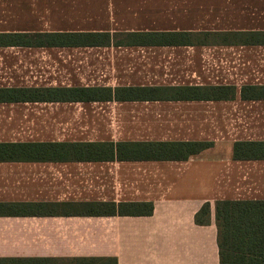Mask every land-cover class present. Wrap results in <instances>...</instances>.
<instances>
[{
	"label": "crops",
	"instance_id": "obj_1",
	"mask_svg": "<svg viewBox=\"0 0 264 264\" xmlns=\"http://www.w3.org/2000/svg\"><path fill=\"white\" fill-rule=\"evenodd\" d=\"M40 33L115 39L38 46L14 37ZM139 33L239 35L126 38ZM215 87L235 94L0 101V144L213 143L184 160H0V204L154 205L149 216L0 209V259L220 264L215 203L264 200V160L233 156L236 142H264V92L242 95L264 91V0H0V89ZM206 203L211 221L199 225Z\"/></svg>",
	"mask_w": 264,
	"mask_h": 264
},
{
	"label": "trees",
	"instance_id": "obj_2",
	"mask_svg": "<svg viewBox=\"0 0 264 264\" xmlns=\"http://www.w3.org/2000/svg\"><path fill=\"white\" fill-rule=\"evenodd\" d=\"M238 33H160L127 34L128 40L159 36L166 43L188 42L193 38L221 36L233 37ZM244 35V34H240ZM254 35V34H249ZM17 44L21 45H77L109 44L115 39L110 34H18ZM123 41H117L122 43ZM261 88L244 87V97L259 96ZM170 93L186 98L222 97L234 95L232 87L215 88H20L0 89V101L21 100H110L116 98L140 99ZM211 142L177 143H37V144H0V160L36 159L65 160L68 157L88 160H184L192 155L209 149ZM235 160H264V142H236L233 146ZM37 208L61 209L85 215H152L154 205L150 202H86L64 204H0V209ZM211 205L206 203L196 214V223L208 225L211 221ZM215 222L218 229L220 264H264V200H221L214 206ZM36 262L57 264L52 259H0V264L13 262ZM67 264H117L111 258H78Z\"/></svg>",
	"mask_w": 264,
	"mask_h": 264
}]
</instances>
